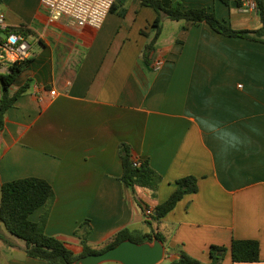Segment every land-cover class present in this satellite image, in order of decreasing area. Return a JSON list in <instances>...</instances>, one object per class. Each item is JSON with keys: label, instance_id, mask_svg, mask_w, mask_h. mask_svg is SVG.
<instances>
[{"label": "crops", "instance_id": "crops-1", "mask_svg": "<svg viewBox=\"0 0 264 264\" xmlns=\"http://www.w3.org/2000/svg\"><path fill=\"white\" fill-rule=\"evenodd\" d=\"M177 1L184 9L205 7L234 29L260 26L255 10L245 13L220 0ZM114 2L99 29L65 17L51 21L40 0L0 2L6 24L0 75L16 62L2 47L9 30L28 31L12 33L27 42L28 55L8 87L9 96L24 90L0 128V185L46 180L55 199L44 232L79 254V224L89 221L93 249L124 228L147 233V212L168 199L177 179L192 175L197 191L151 222L166 250L180 246L209 263V247L224 246L222 264H264V43L225 37L205 22L162 18L145 63L156 12L139 0ZM156 58L164 62L154 70ZM121 142L162 177L155 197L144 189L133 193L119 180ZM42 212L35 210L30 221ZM4 230L0 223V237ZM233 239L258 241L259 260L233 263ZM0 258L49 264L23 249Z\"/></svg>", "mask_w": 264, "mask_h": 264}, {"label": "trees", "instance_id": "trees-1", "mask_svg": "<svg viewBox=\"0 0 264 264\" xmlns=\"http://www.w3.org/2000/svg\"><path fill=\"white\" fill-rule=\"evenodd\" d=\"M2 0H0L1 2ZM229 7L241 8V0H220ZM256 13L260 21L257 29H234L229 24L220 20L217 15L205 7L184 9L177 0H139L140 4L152 8L156 12V18L152 23L153 36L145 46L142 59L145 63L150 61V54L153 45L161 33L162 18L172 21H189L193 24L205 22L218 34L231 38H243L250 41L264 43V0H254ZM114 1L111 10L114 8ZM12 33H20L24 36L28 31L10 29ZM23 67V63L16 61L11 66V73L0 75V128L3 119L24 89L19 90L12 96L8 94V87L15 81ZM118 156L122 165V174L119 180L126 185L133 193L137 189H144L155 197L162 177L149 165L147 159L136 157L130 145L121 142L118 146ZM197 179L195 176H185L176 180V189L166 201L154 207L145 223L150 227L147 233L138 230L124 228L112 236L104 246L93 249L88 244V237L91 233L89 221L85 220L74 231L80 239L82 251L74 254L64 242L56 237L49 236L44 232L49 211L55 199L52 186L44 179L38 177H25L4 182L0 185V223L4 229L13 237L24 242L23 252L27 257L45 261L49 264H72L77 258L88 254L104 252L124 240H131L136 243L151 241L156 237L165 245L164 237L153 230L152 221H158L171 211L182 197L197 191ZM135 204L145 211L146 207L138 198L134 197ZM42 207L43 212L38 222H32L29 216L38 208ZM0 240H4L0 237ZM4 242H6L4 240ZM11 246V244H8ZM227 248L224 246L211 245L209 247V263H202L189 256L180 246L167 247L166 254L176 255L168 264H222ZM233 263L257 262L259 260V243L256 240L233 239L229 247Z\"/></svg>", "mask_w": 264, "mask_h": 264}, {"label": "built area", "instance_id": "built-area-1", "mask_svg": "<svg viewBox=\"0 0 264 264\" xmlns=\"http://www.w3.org/2000/svg\"><path fill=\"white\" fill-rule=\"evenodd\" d=\"M114 0H40L41 7L48 13L50 20H57L62 17L67 18L77 27H90L99 29L106 16L111 11ZM242 12H251L256 10L254 0H244L241 6ZM5 15L0 12V29H5ZM2 47L14 61L24 60L28 55L27 42L17 34H9ZM162 58H156L152 61L154 70L163 65ZM54 95V91L50 92ZM1 101V92H0ZM147 212V216H150Z\"/></svg>", "mask_w": 264, "mask_h": 264}, {"label": "water", "instance_id": "water-1", "mask_svg": "<svg viewBox=\"0 0 264 264\" xmlns=\"http://www.w3.org/2000/svg\"><path fill=\"white\" fill-rule=\"evenodd\" d=\"M165 255L164 244L153 237L142 243L124 240L104 252L81 256L72 264H160Z\"/></svg>", "mask_w": 264, "mask_h": 264}, {"label": "rangeland", "instance_id": "rangeland-1", "mask_svg": "<svg viewBox=\"0 0 264 264\" xmlns=\"http://www.w3.org/2000/svg\"><path fill=\"white\" fill-rule=\"evenodd\" d=\"M29 0H24V4H26ZM5 32L1 31L0 32V37H4ZM146 216V215H145ZM147 217V216H146ZM149 217V216H148ZM2 239H4L6 242H2L0 245V252H3L5 254H12L15 256H19L22 253V249L24 246V242L16 237H13L9 233H7L4 230V234H1ZM8 244H11L9 246ZM170 261L169 260H163L160 264H168ZM4 260L3 258H0V264H3Z\"/></svg>", "mask_w": 264, "mask_h": 264}]
</instances>
